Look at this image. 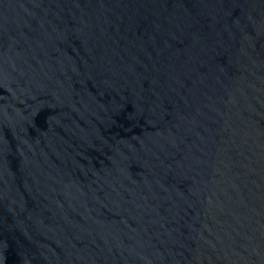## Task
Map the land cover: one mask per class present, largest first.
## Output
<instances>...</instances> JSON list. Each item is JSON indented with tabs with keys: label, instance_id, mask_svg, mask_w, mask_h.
Returning <instances> with one entry per match:
<instances>
[{
	"label": "water",
	"instance_id": "obj_1",
	"mask_svg": "<svg viewBox=\"0 0 264 264\" xmlns=\"http://www.w3.org/2000/svg\"><path fill=\"white\" fill-rule=\"evenodd\" d=\"M0 264H264V0H0Z\"/></svg>",
	"mask_w": 264,
	"mask_h": 264
}]
</instances>
